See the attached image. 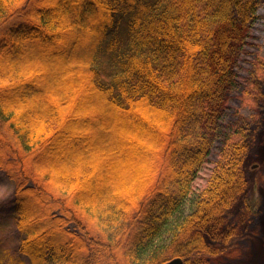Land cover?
<instances>
[{"label":"trees","instance_id":"16d2710c","mask_svg":"<svg viewBox=\"0 0 264 264\" xmlns=\"http://www.w3.org/2000/svg\"><path fill=\"white\" fill-rule=\"evenodd\" d=\"M263 109L264 0H0V209L30 264L229 254Z\"/></svg>","mask_w":264,"mask_h":264},{"label":"rangeland","instance_id":"374dc122","mask_svg":"<svg viewBox=\"0 0 264 264\" xmlns=\"http://www.w3.org/2000/svg\"><path fill=\"white\" fill-rule=\"evenodd\" d=\"M257 43L258 40H252L253 45ZM250 49L256 51L257 46H251ZM245 65L250 67L251 64ZM239 103L240 100L237 99L232 101L234 106ZM262 113V117L253 126L252 148L244 165L248 186L224 215L225 229L231 228L230 241L235 248L229 254L210 260V264H264V109ZM67 148L64 154H67ZM64 154L53 155L45 161V165L50 164V169L55 170V166H60ZM217 155L215 150L210 157L211 162L205 166L197 179L196 188H201L207 183ZM45 165L43 167L46 169ZM14 189V184L0 171V207L11 203ZM19 241V234L14 221L8 216V209H0V251L5 264H30L29 259L18 250Z\"/></svg>","mask_w":264,"mask_h":264},{"label":"water","instance_id":"95a60500","mask_svg":"<svg viewBox=\"0 0 264 264\" xmlns=\"http://www.w3.org/2000/svg\"><path fill=\"white\" fill-rule=\"evenodd\" d=\"M257 166L255 165L254 166V168H256ZM184 262H183V259L182 258H174V259H172V260H170V261H168L167 263H165V264H183Z\"/></svg>","mask_w":264,"mask_h":264}]
</instances>
